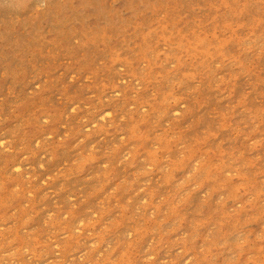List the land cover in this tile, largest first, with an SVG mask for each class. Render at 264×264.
I'll list each match as a JSON object with an SVG mask.
<instances>
[{
    "label": "rangeland",
    "instance_id": "obj_1",
    "mask_svg": "<svg viewBox=\"0 0 264 264\" xmlns=\"http://www.w3.org/2000/svg\"><path fill=\"white\" fill-rule=\"evenodd\" d=\"M0 264H264V0H0Z\"/></svg>",
    "mask_w": 264,
    "mask_h": 264
}]
</instances>
